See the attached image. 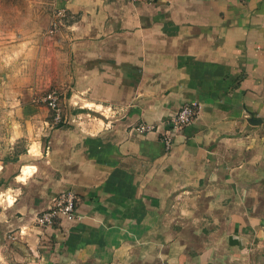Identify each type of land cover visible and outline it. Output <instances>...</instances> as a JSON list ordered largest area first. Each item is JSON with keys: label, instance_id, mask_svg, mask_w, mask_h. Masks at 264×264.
<instances>
[{"label": "crops", "instance_id": "1", "mask_svg": "<svg viewBox=\"0 0 264 264\" xmlns=\"http://www.w3.org/2000/svg\"><path fill=\"white\" fill-rule=\"evenodd\" d=\"M0 264H264V0H0Z\"/></svg>", "mask_w": 264, "mask_h": 264}, {"label": "built area", "instance_id": "2", "mask_svg": "<svg viewBox=\"0 0 264 264\" xmlns=\"http://www.w3.org/2000/svg\"><path fill=\"white\" fill-rule=\"evenodd\" d=\"M149 3H154L157 0H146ZM65 14L63 11H58L56 18L51 22L49 27V35L58 32L64 23ZM53 112V124L57 125L61 122V107L60 95L57 90L52 89L45 93L38 100ZM196 116V105L194 103L183 104L174 114L167 120V129L161 134V143L165 151H170L176 134L181 133L186 127L190 126ZM157 127L138 124L131 130L133 133L144 135L156 131ZM77 215V196L71 191L67 190L55 195L51 200V205L41 211L35 220L38 227L47 228L54 226L58 221H72L76 219Z\"/></svg>", "mask_w": 264, "mask_h": 264}]
</instances>
